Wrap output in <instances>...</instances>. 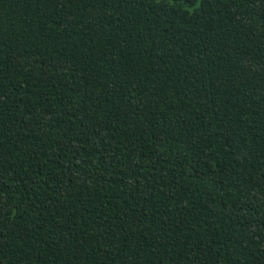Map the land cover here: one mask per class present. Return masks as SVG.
I'll return each mask as SVG.
<instances>
[{
	"label": "trees",
	"instance_id": "16d2710c",
	"mask_svg": "<svg viewBox=\"0 0 264 264\" xmlns=\"http://www.w3.org/2000/svg\"><path fill=\"white\" fill-rule=\"evenodd\" d=\"M0 264H264V0H0Z\"/></svg>",
	"mask_w": 264,
	"mask_h": 264
}]
</instances>
